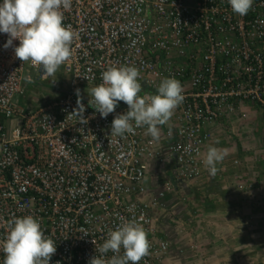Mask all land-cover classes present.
Returning a JSON list of instances; mask_svg holds the SVG:
<instances>
[{
    "label": "built area",
    "instance_id": "1",
    "mask_svg": "<svg viewBox=\"0 0 264 264\" xmlns=\"http://www.w3.org/2000/svg\"><path fill=\"white\" fill-rule=\"evenodd\" d=\"M64 16L77 33L72 58L58 70L68 86L39 107L15 97L56 80L15 57L19 40L5 49L8 35L0 33V239L10 219L32 215L56 242L50 264H88L109 229L135 221L151 245L140 264H169L172 241L160 234L155 213L174 181L145 198L150 162L163 160L158 141L143 127L111 136L115 115L128 106L120 102L102 118L87 89L110 66L138 68L141 96L157 94L166 77L179 80L185 100L164 135L172 139L175 182L198 178L213 127L233 114L247 118L248 106L264 112V0L245 16L228 0H72ZM76 89L87 124L72 114Z\"/></svg>",
    "mask_w": 264,
    "mask_h": 264
},
{
    "label": "clouds",
    "instance_id": "2",
    "mask_svg": "<svg viewBox=\"0 0 264 264\" xmlns=\"http://www.w3.org/2000/svg\"><path fill=\"white\" fill-rule=\"evenodd\" d=\"M233 13L245 16L252 9L254 0H228ZM72 7V0H3L0 3V33L8 35L5 49L15 47V57L36 69L43 68L48 77H54L59 68L73 55L72 44L77 33L64 24V13ZM87 78V77H86ZM140 71L134 66H110L101 74L102 83L87 89L88 103L102 118L114 113L124 102L128 111L116 114L111 124V136L124 137L135 134L136 128H146L153 142L161 138V126L174 115L185 100L184 88L176 78H164L157 87V94L140 95ZM78 107L72 114L87 124L85 106L80 90L76 89ZM227 148L209 147L203 163L209 174L216 176L228 157ZM86 234V233H85ZM87 235V234H86ZM93 243L95 241L93 240ZM150 241L142 224L124 222L115 230L109 229L107 238L96 246V255L88 264H140L150 254ZM56 242L47 237L38 218L27 215L8 221V232L0 239L3 264H50L56 253ZM113 255L108 258L107 254ZM122 253V254H121Z\"/></svg>",
    "mask_w": 264,
    "mask_h": 264
},
{
    "label": "rangeland",
    "instance_id": "3",
    "mask_svg": "<svg viewBox=\"0 0 264 264\" xmlns=\"http://www.w3.org/2000/svg\"><path fill=\"white\" fill-rule=\"evenodd\" d=\"M54 79L59 87L39 82L15 100L28 108L48 103L68 86L63 73L57 72ZM246 112L248 118L239 120V129L222 131L216 144L229 150L224 166L234 165L232 175L238 176L243 189L234 183L233 193L212 204L214 194L203 185L202 177L186 182L183 190L172 183L171 190L184 209L172 210L165 223L171 225L172 255L177 264H264V112L251 106ZM234 189L242 191L240 196Z\"/></svg>",
    "mask_w": 264,
    "mask_h": 264
},
{
    "label": "crops",
    "instance_id": "4",
    "mask_svg": "<svg viewBox=\"0 0 264 264\" xmlns=\"http://www.w3.org/2000/svg\"><path fill=\"white\" fill-rule=\"evenodd\" d=\"M53 84L57 86V81H55ZM66 88L67 87H65V90ZM228 118L229 119H226V121H221L217 123L215 126L213 125L214 126L212 131L213 136L206 145L205 154L209 147H213V146L217 147L216 145L217 140L220 138L222 131L224 132L228 128L232 129L233 131L237 128L239 129V126L241 124L239 120H244L243 118L238 117L237 114L230 115ZM170 122L171 119L167 122V124L161 126V138L158 141L157 147L162 152L163 160L154 159L150 162L149 173L147 175V181H146L148 187V193L145 195V198H150L151 196L158 194L160 191L165 190L167 182L174 181L175 183L174 186L172 184L171 185L179 190H183V188L186 187V182H188V181L175 182L174 180L176 163L173 155L170 154L169 151V144L170 141L172 142V139L170 140V138H167L164 135L166 125H169ZM226 159L223 162H226ZM233 166H234L233 164H229L226 166H224V163L218 164L217 167L220 170L217 172L215 177L209 174V171L206 167L203 169L199 177L203 178L201 181L203 185L209 190V192L214 194L211 198L212 201H209L210 203L213 204V201H216L218 198L224 199V196L225 195L227 196L229 192L233 193V188H231V185H233L234 183H235L234 185H239L240 189L244 188V186L241 184V181L238 180V176L232 175L234 169L231 168H233ZM196 181L197 180L193 181L192 183L194 184L196 183ZM249 186L252 187L251 185H247L248 188ZM240 192L242 191L236 189L234 193H236L237 196H240L239 194ZM177 199H178L177 195L173 192V190H171L170 192H168L164 200V206L155 213L156 224L158 230L160 231V234L168 237L170 240H171L170 238L171 225L170 224L167 225L165 223L166 221L169 222L168 219L171 218L172 210L173 213L176 210V208L180 211L184 210L183 208H181V206H179ZM187 218L189 221H193V219H190L189 216ZM169 264H177V261L174 259V256L172 254L169 258Z\"/></svg>",
    "mask_w": 264,
    "mask_h": 264
}]
</instances>
